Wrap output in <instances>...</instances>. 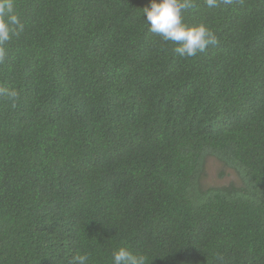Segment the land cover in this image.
Segmentation results:
<instances>
[{"label":"trees","instance_id":"1","mask_svg":"<svg viewBox=\"0 0 264 264\" xmlns=\"http://www.w3.org/2000/svg\"><path fill=\"white\" fill-rule=\"evenodd\" d=\"M0 87V264H264V0L184 12L218 44L181 58L150 0H14ZM209 157L238 182L206 187Z\"/></svg>","mask_w":264,"mask_h":264},{"label":"clouds","instance_id":"2","mask_svg":"<svg viewBox=\"0 0 264 264\" xmlns=\"http://www.w3.org/2000/svg\"><path fill=\"white\" fill-rule=\"evenodd\" d=\"M234 0H205L207 7L215 8L221 3L231 5ZM195 6L194 0H150L143 8L149 31L160 36L165 42L176 45L174 52L181 58H191L205 52L209 46H216L218 39L214 31L203 23L189 25L183 14ZM23 24L15 12L14 0H0V63L7 56L5 45L13 36L23 31ZM0 97H7L13 103L19 98L16 89L0 87ZM86 254L74 256L72 264H88ZM112 264H149L144 254L134 253L121 246L114 250Z\"/></svg>","mask_w":264,"mask_h":264},{"label":"rangeland","instance_id":"3","mask_svg":"<svg viewBox=\"0 0 264 264\" xmlns=\"http://www.w3.org/2000/svg\"><path fill=\"white\" fill-rule=\"evenodd\" d=\"M231 182H238L236 172L230 168H226L217 158L209 157L207 159L206 173L204 177L205 186H224Z\"/></svg>","mask_w":264,"mask_h":264}]
</instances>
